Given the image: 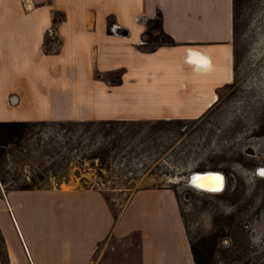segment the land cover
I'll return each mask as SVG.
<instances>
[{
    "label": "crops",
    "instance_id": "1",
    "mask_svg": "<svg viewBox=\"0 0 264 264\" xmlns=\"http://www.w3.org/2000/svg\"><path fill=\"white\" fill-rule=\"evenodd\" d=\"M158 14L176 45L146 49ZM233 39L232 0H0V121L197 118L234 81ZM0 229L10 264H109L95 253L110 240L130 264H194L168 187L116 217L95 188L2 191Z\"/></svg>",
    "mask_w": 264,
    "mask_h": 264
},
{
    "label": "rangeland",
    "instance_id": "2",
    "mask_svg": "<svg viewBox=\"0 0 264 264\" xmlns=\"http://www.w3.org/2000/svg\"><path fill=\"white\" fill-rule=\"evenodd\" d=\"M236 15L234 81L220 88L217 102L203 115L37 122L20 144L7 148L1 162L7 185L1 190L31 178L44 188H95L118 214L134 191L168 187L175 192L190 240L222 229L205 264H264V174L256 171L264 166V151L252 156L243 148L250 138H264V0H242ZM156 25L148 23L149 28ZM153 33V38L143 36L146 49L165 40ZM207 169L226 173L222 192L195 190L181 179ZM132 254L110 240L97 248L95 258L130 264L127 255Z\"/></svg>",
    "mask_w": 264,
    "mask_h": 264
},
{
    "label": "trees",
    "instance_id": "3",
    "mask_svg": "<svg viewBox=\"0 0 264 264\" xmlns=\"http://www.w3.org/2000/svg\"><path fill=\"white\" fill-rule=\"evenodd\" d=\"M242 0H232V21H233V38H234V33H235V28H236V17H237V11L240 5V2ZM153 21L157 22V25L155 27L147 28V30L143 33V36L145 34L154 37L155 32H160L164 37L165 40L163 42L158 43V45H176V42L173 40L172 37L169 35L165 34L162 29H161V14H158L157 17L153 20H149L148 23H151ZM148 43L147 40L143 39V46ZM145 47V46H144ZM102 123H110L111 120H98ZM37 122H45V121H0V196H2V190L1 186H6V181L4 178V175L2 173V165L1 162L7 155V148L12 145V144H20L25 136L28 134L30 128ZM54 122H78L75 120H65V121H54ZM82 122V121H79ZM85 122L88 123H94L96 122L95 120H87ZM35 179L31 178L29 182H26L24 184H18L14 185L12 184L9 187L5 188V191L9 190H31V189H38V188H44V187H39L35 185ZM102 192V191H101ZM106 200L108 201L109 205L112 207L113 204L110 202L109 198L107 195L102 192ZM113 209V208H112ZM116 217V214H115ZM222 229H216L213 231L212 234H210L206 239H197L195 241L190 240L189 238V243H190V248L191 252L193 255V260L194 264H205L204 262L209 259L210 256L208 254H211V251L213 252V245L216 242V239L219 235L223 234L221 233ZM207 242V244H206ZM209 242V243H208ZM212 244V245H211ZM211 245V246H210ZM0 264H10L9 262V257L7 253V248L5 244V239L4 236L1 232L0 229Z\"/></svg>",
    "mask_w": 264,
    "mask_h": 264
},
{
    "label": "water",
    "instance_id": "4",
    "mask_svg": "<svg viewBox=\"0 0 264 264\" xmlns=\"http://www.w3.org/2000/svg\"><path fill=\"white\" fill-rule=\"evenodd\" d=\"M122 32H124V34H126V30L125 29H121ZM248 147H254V149H256L258 151V149H261V151H264V138H250L248 140H246L243 144V148L244 150L247 152ZM248 153V152H247ZM258 170H262L264 173V167H259L257 169V173ZM219 177L221 180V187L220 188H216V189H210V188H206V186L204 185V183H210L211 181L214 183L215 178ZM181 179L183 180L184 184L201 189L203 191H207L210 193H220L224 190L225 188V184H226V175L223 171L221 170H213V169H207V170H193L190 171L188 173H186L185 175H183L181 177ZM198 182V184L196 183ZM215 185V184H214Z\"/></svg>",
    "mask_w": 264,
    "mask_h": 264
},
{
    "label": "bare ground",
    "instance_id": "5",
    "mask_svg": "<svg viewBox=\"0 0 264 264\" xmlns=\"http://www.w3.org/2000/svg\"><path fill=\"white\" fill-rule=\"evenodd\" d=\"M187 61H189V63H201V62H203V58H201L200 53L195 48L189 47L187 49ZM246 149H247L248 154H250L252 156H257V155H260L262 153V151H261L262 148L258 149V151L256 149H254V147H248ZM258 172H259V174H264L262 170H258ZM214 181H215L214 183L211 181L210 183L209 182L204 183V185L206 186V188H210V189L220 188L221 187L220 178L218 180L215 178ZM196 183L198 184V182H196ZM196 189H198V188H196ZM198 190H201V189H198ZM205 192H207V191H205Z\"/></svg>",
    "mask_w": 264,
    "mask_h": 264
},
{
    "label": "flooded vegetation",
    "instance_id": "6",
    "mask_svg": "<svg viewBox=\"0 0 264 264\" xmlns=\"http://www.w3.org/2000/svg\"><path fill=\"white\" fill-rule=\"evenodd\" d=\"M261 154H262V153H261ZM261 167H264V166H261ZM258 168H259V167H258ZM258 168H257V169H258ZM257 169H256V171H257ZM223 172H224V171H223ZM224 173H225V172H224ZM225 175H226V173H225ZM194 189H195V188H194ZM195 190H198V189H195ZM215 194H217V193H215Z\"/></svg>",
    "mask_w": 264,
    "mask_h": 264
},
{
    "label": "snow or ice",
    "instance_id": "7",
    "mask_svg": "<svg viewBox=\"0 0 264 264\" xmlns=\"http://www.w3.org/2000/svg\"><path fill=\"white\" fill-rule=\"evenodd\" d=\"M216 179L218 180V179H219V177H216Z\"/></svg>",
    "mask_w": 264,
    "mask_h": 264
}]
</instances>
